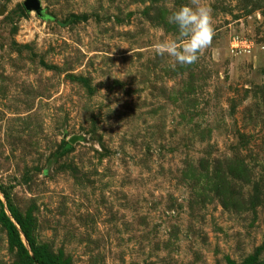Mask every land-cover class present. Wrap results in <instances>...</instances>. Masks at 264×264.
Masks as SVG:
<instances>
[{"label":"rangeland","instance_id":"374dc122","mask_svg":"<svg viewBox=\"0 0 264 264\" xmlns=\"http://www.w3.org/2000/svg\"><path fill=\"white\" fill-rule=\"evenodd\" d=\"M0 0V199L59 264H264V0ZM26 244L25 239L22 237ZM27 246V245H26ZM0 264H38L0 223Z\"/></svg>","mask_w":264,"mask_h":264},{"label":"clouds","instance_id":"9594fccd","mask_svg":"<svg viewBox=\"0 0 264 264\" xmlns=\"http://www.w3.org/2000/svg\"><path fill=\"white\" fill-rule=\"evenodd\" d=\"M166 20L174 33L156 44L155 53L169 57L173 67L195 62L214 35L211 7L205 0H190L172 7Z\"/></svg>","mask_w":264,"mask_h":264},{"label":"trees","instance_id":"16d2710c","mask_svg":"<svg viewBox=\"0 0 264 264\" xmlns=\"http://www.w3.org/2000/svg\"><path fill=\"white\" fill-rule=\"evenodd\" d=\"M1 193L5 203L0 199V223L4 227L8 239L16 246L17 250L38 264H59L45 247L33 241L30 234V215H22L9 201L8 194L4 190ZM22 237L25 239L26 244L23 242Z\"/></svg>","mask_w":264,"mask_h":264},{"label":"water","instance_id":"95a60500","mask_svg":"<svg viewBox=\"0 0 264 264\" xmlns=\"http://www.w3.org/2000/svg\"><path fill=\"white\" fill-rule=\"evenodd\" d=\"M24 6L28 10L34 9L37 13L40 10V5H39V1L38 0H25L24 1Z\"/></svg>","mask_w":264,"mask_h":264}]
</instances>
